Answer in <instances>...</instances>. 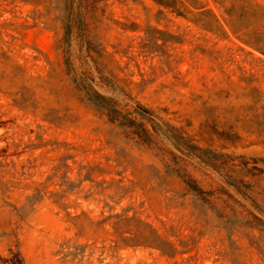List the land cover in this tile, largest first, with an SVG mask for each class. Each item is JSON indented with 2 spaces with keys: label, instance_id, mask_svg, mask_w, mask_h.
Listing matches in <instances>:
<instances>
[{
  "label": "rangeland",
  "instance_id": "obj_1",
  "mask_svg": "<svg viewBox=\"0 0 264 264\" xmlns=\"http://www.w3.org/2000/svg\"><path fill=\"white\" fill-rule=\"evenodd\" d=\"M159 1L0 0V264H264V36Z\"/></svg>",
  "mask_w": 264,
  "mask_h": 264
},
{
  "label": "trees",
  "instance_id": "obj_2",
  "mask_svg": "<svg viewBox=\"0 0 264 264\" xmlns=\"http://www.w3.org/2000/svg\"><path fill=\"white\" fill-rule=\"evenodd\" d=\"M218 8H223V12L226 17L217 14L212 8L208 7V4L199 5L197 0H174L175 6L177 8L175 11L177 15L184 16V13H189L192 15V18H189L192 22L198 25L201 29L215 33L218 35H229V31L237 36L240 28L243 27L244 22V14L249 10H252V16L254 17L255 26L258 32V35L264 36V8L260 6L254 0H212ZM226 2H230V7L226 8ZM161 5L167 6L168 4L164 1H159ZM197 10V11H193ZM237 10L240 12L236 15ZM247 44L248 41H243ZM257 91V90H256ZM99 100L105 101V97L99 93H95ZM264 98V95L260 93L259 98L257 99V103ZM264 117V116H263ZM250 134H254L258 139L259 143H264V121L255 122V127L252 131H246ZM186 185L197 193H201L200 187L191 179L184 180ZM40 193L41 190L39 189ZM37 196V195H36ZM39 196V195H38ZM39 198V197H38ZM29 203L33 204L35 202L34 196H29ZM144 242H147L149 247L160 249L162 251V247L160 245L162 243H167V241L163 240V238L155 232L153 229L150 230V233L143 237ZM147 243H134V245H145Z\"/></svg>",
  "mask_w": 264,
  "mask_h": 264
}]
</instances>
